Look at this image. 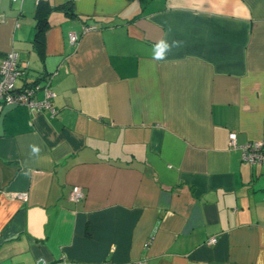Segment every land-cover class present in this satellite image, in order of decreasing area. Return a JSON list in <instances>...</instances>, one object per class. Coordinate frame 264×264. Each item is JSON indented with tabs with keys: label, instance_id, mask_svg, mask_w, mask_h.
I'll list each match as a JSON object with an SVG mask.
<instances>
[{
	"label": "crops",
	"instance_id": "obj_1",
	"mask_svg": "<svg viewBox=\"0 0 264 264\" xmlns=\"http://www.w3.org/2000/svg\"><path fill=\"white\" fill-rule=\"evenodd\" d=\"M11 51L55 112L3 115L0 264H264V165L228 143L264 138V0H0Z\"/></svg>",
	"mask_w": 264,
	"mask_h": 264
},
{
	"label": "built area",
	"instance_id": "obj_2",
	"mask_svg": "<svg viewBox=\"0 0 264 264\" xmlns=\"http://www.w3.org/2000/svg\"><path fill=\"white\" fill-rule=\"evenodd\" d=\"M91 28L90 26H85L82 33ZM79 37L77 33L72 32L69 34V42L75 45L79 41ZM24 74L25 69L19 65L17 53L14 51L9 52L0 65V104L23 105L32 110H49L51 113H54L55 111L51 105V99L55 96L51 89L52 75L43 77L41 81L17 87V81ZM38 92L42 93L40 100L36 98ZM228 143L230 148L240 150L243 161L250 164L264 165V138L246 145H238L237 135L230 133ZM18 198L25 199V196L19 195ZM69 199L74 202L83 200L84 192L82 188L79 186L73 187ZM215 241L214 238L211 239V242L215 243Z\"/></svg>",
	"mask_w": 264,
	"mask_h": 264
},
{
	"label": "trees",
	"instance_id": "obj_3",
	"mask_svg": "<svg viewBox=\"0 0 264 264\" xmlns=\"http://www.w3.org/2000/svg\"><path fill=\"white\" fill-rule=\"evenodd\" d=\"M69 4H65L61 7H63L64 9H66V6H68ZM40 7L37 11V23H36V27H35V40H34V44L35 46L38 47V49H40V47L43 44L42 41V37H43V30L45 28V26L47 25V21L45 16L43 17L40 13H39Z\"/></svg>",
	"mask_w": 264,
	"mask_h": 264
},
{
	"label": "water",
	"instance_id": "obj_4",
	"mask_svg": "<svg viewBox=\"0 0 264 264\" xmlns=\"http://www.w3.org/2000/svg\"><path fill=\"white\" fill-rule=\"evenodd\" d=\"M15 106H16V105H9V106H6V109H4L3 113L0 115V127H1V121H2V119H3V115H4V113H5L6 111H8L9 109L15 107ZM0 130H1V128H0Z\"/></svg>",
	"mask_w": 264,
	"mask_h": 264
},
{
	"label": "rangeland",
	"instance_id": "obj_5",
	"mask_svg": "<svg viewBox=\"0 0 264 264\" xmlns=\"http://www.w3.org/2000/svg\"><path fill=\"white\" fill-rule=\"evenodd\" d=\"M238 143V142H237ZM248 144V143H247ZM238 145H240V144H238ZM244 145H246V144H244ZM236 150H238V149H236ZM240 151V150H239ZM240 155H241V152H240ZM242 159V158H241ZM209 243L211 244H213L214 242H211V240L209 241Z\"/></svg>",
	"mask_w": 264,
	"mask_h": 264
}]
</instances>
